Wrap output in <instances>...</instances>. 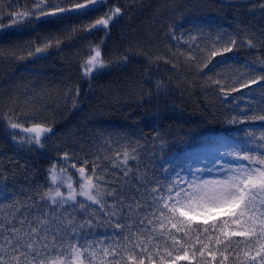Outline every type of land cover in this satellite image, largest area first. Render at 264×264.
<instances>
[{
	"label": "snow or ice",
	"instance_id": "1",
	"mask_svg": "<svg viewBox=\"0 0 264 264\" xmlns=\"http://www.w3.org/2000/svg\"><path fill=\"white\" fill-rule=\"evenodd\" d=\"M108 3L31 0L30 8H13L7 18L15 25L102 13L82 27L107 34L124 14L121 6ZM227 6L246 11L255 31H221L205 49L199 42L209 38L197 24L187 39L177 37L175 29L168 33L178 42L177 58L184 57L201 75L212 70L216 57L222 63L237 48L264 51V0H232ZM179 41L187 52L180 51ZM108 66L96 45L81 65L82 78L95 79ZM243 67L239 87L211 77L204 81L232 105L225 118L232 127L205 142L214 144L211 149L188 148L184 138L170 139V133L154 127L143 144L137 140L113 155L58 154L49 160L43 183L18 189L9 183V170L0 169V264H264V58ZM147 83L149 97L168 89L160 80ZM243 88L249 89L247 99L232 95ZM154 116L146 117V126L152 127ZM0 132L19 149L35 153L54 129L10 108L0 115ZM8 163L13 175L16 167H28L12 157Z\"/></svg>",
	"mask_w": 264,
	"mask_h": 264
},
{
	"label": "trees",
	"instance_id": "2",
	"mask_svg": "<svg viewBox=\"0 0 264 264\" xmlns=\"http://www.w3.org/2000/svg\"><path fill=\"white\" fill-rule=\"evenodd\" d=\"M231 2L109 0L108 7L119 5L124 14L106 34L82 27L102 13L46 22L33 18L30 23L12 25L9 12L30 8L31 0H0V20L5 25L0 29V115L14 108L54 129L45 148L35 153L19 149L0 132V169L9 170V183L18 189L43 183L49 160L58 154L69 151L87 154L89 159L113 155L137 140L143 144L144 137L154 134V127L170 133V139L184 138L188 148L204 142L208 135L227 132L232 127L225 123L228 105L222 102L219 90L206 87L204 81L211 77L229 88L239 87L237 82H243L241 73L246 71L243 66L258 56L264 58V51L237 48L222 63L216 57L209 64L212 70L203 69L201 75L186 65L184 57L177 58L178 42L168 33L175 29L177 37L183 34L187 39L197 24L209 38L199 42L205 49L221 31H255L248 13L228 7ZM179 44L180 51L187 52L183 41ZM45 45L49 47L44 53L35 52ZM96 45L109 66L89 81L82 78L81 65ZM125 54L129 57L126 63L122 60ZM195 54L199 56V52ZM149 80L153 85L163 81L168 89L159 96L153 91L149 97ZM252 88L259 103V90L255 85ZM240 92L232 95L238 97ZM152 113V127H148L145 119ZM9 157L27 164V170L16 167L13 175Z\"/></svg>",
	"mask_w": 264,
	"mask_h": 264
},
{
	"label": "rangeland",
	"instance_id": "3",
	"mask_svg": "<svg viewBox=\"0 0 264 264\" xmlns=\"http://www.w3.org/2000/svg\"><path fill=\"white\" fill-rule=\"evenodd\" d=\"M249 91H245V90H242L241 92H240V95L238 96V98L241 96V94H244V99H247V93H248ZM227 104V103H226ZM228 105V109L229 110H231V107H232V105L231 104H227ZM226 134V132H224V133H218V134H211V135H209V136H207V137H204V142H198L196 145H195V147H193L192 149H204V150H208V149H211V148H213L214 147V144L213 143H205L206 141H209L211 138H215V137H219V136H222V135H225ZM200 155H203L204 154V152L203 151H201L200 153H199Z\"/></svg>",
	"mask_w": 264,
	"mask_h": 264
}]
</instances>
